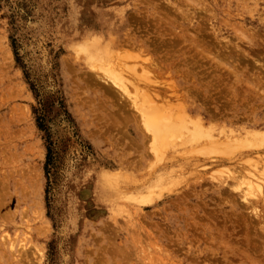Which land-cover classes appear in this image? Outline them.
<instances>
[{"label":"rangeland","instance_id":"1","mask_svg":"<svg viewBox=\"0 0 264 264\" xmlns=\"http://www.w3.org/2000/svg\"><path fill=\"white\" fill-rule=\"evenodd\" d=\"M0 237V264H264V0H0Z\"/></svg>","mask_w":264,"mask_h":264},{"label":"bare ground","instance_id":"2","mask_svg":"<svg viewBox=\"0 0 264 264\" xmlns=\"http://www.w3.org/2000/svg\"><path fill=\"white\" fill-rule=\"evenodd\" d=\"M94 45H96V46H98V43H96V42H94L93 43ZM92 44V45H93ZM103 54V53H102ZM104 57V56H103ZM116 80V81H115ZM119 80V79H118ZM117 80V78H115L114 80H113V84H115L116 86H121L122 85V82L121 83H119V81ZM114 81L117 83L118 82V84H116V83H114ZM119 84H121V85H119ZM124 84V83H123ZM124 86V85H123ZM106 88V87H105ZM124 88H125V86H124ZM124 88H119V90H121L122 89V91L121 92H123V90H125ZM109 94H112V95H114V93L113 92H111V93H109ZM120 94V93H119ZM123 95L124 94H127V89L122 93ZM108 95V94H107ZM123 95H121L120 94V96H123ZM108 96H110V95H108ZM110 97H112V96H110ZM134 103V102H133ZM135 105V104H134ZM135 107H136V105H135ZM126 109V108H125ZM137 109H138V107H137ZM140 109V108H139ZM137 110V111H140V110ZM140 113V112H139ZM144 113H146V112H144ZM141 114V113H140ZM150 114V113H149ZM149 114H148V112L144 115V118H145V116L146 115H148L149 116ZM141 116V115H140ZM148 120H151V118L149 119L148 117H146ZM146 118H145V121H144V119L142 120V121H144V123L146 122V121H148V120H146ZM156 118V117H155ZM155 118H153V119H155ZM132 119V118H131ZM133 120V119H132ZM157 120V122L159 123L160 121L158 120V119H156ZM156 120H154V121H156ZM153 121V120H152ZM152 121H148V123H147V125L149 126V122H151L150 124H153L154 125V123H155V125H156V127H159L160 126V123L158 124L157 122H154V123H152ZM133 122V121H132ZM143 123V122H142ZM143 123V124H144ZM145 123V124H146ZM157 123V124H156ZM198 123H195V126L193 127V129H191V135H192V139H193V141L195 140V139H197V138H199V137H202L201 136V133H202V131H201V127L199 126V124L197 125ZM146 125V126H147ZM153 125H151L150 127H152ZM155 125H154V127L153 128H155ZM162 125V124H161ZM165 125V124H164ZM194 125V123L192 124V126ZM152 128V129H153ZM169 129H170V126L168 125V126H163V128H162V130H161V127H159V128H157V129H155V134H157V135H155V139H153L152 140V142L154 143V148L153 147H151L150 149L152 150V148H153V151H157V152H160L159 150L162 148V146L164 145V137L168 134V132H169ZM171 129H173V126H171ZM150 130V129H149ZM160 130V131H159ZM157 131H159L158 133H157ZM203 135V134H202ZM248 135V134H247ZM258 135H259V133H252L251 135H248V138H245V140L244 141H246V143L247 144H249V142H251L252 140H250L249 138H251V139H255V138H257L258 137ZM153 138H154V136H153ZM153 143H152V145H153ZM156 153V152H155ZM156 155H160V154H156ZM157 156V157H158ZM34 176V175H33ZM22 178V177H21ZM32 183V182H31ZM17 185V183L15 184V186ZM15 188V187H14ZM27 192V191H26ZM22 193V192H21ZM25 193V192H24ZM26 195H27V193H26ZM22 196V195H21ZM10 199H11V197H10ZM34 203V202H33ZM37 212V211H36ZM38 213V212H37ZM36 213V214H37ZM39 214V213H38ZM42 228L44 229V227L42 226ZM41 232V231H40ZM39 232V233H40ZM0 238H2V237H0ZM4 238V237H3ZM7 239V238H6ZM9 241V240H8ZM9 249L10 250H12V251H14V244L11 242L10 244H9ZM14 254H16V252H14Z\"/></svg>","mask_w":264,"mask_h":264},{"label":"trees","instance_id":"3","mask_svg":"<svg viewBox=\"0 0 264 264\" xmlns=\"http://www.w3.org/2000/svg\"><path fill=\"white\" fill-rule=\"evenodd\" d=\"M39 126H40V128H41L42 125H39ZM49 153H50V152H49Z\"/></svg>","mask_w":264,"mask_h":264}]
</instances>
